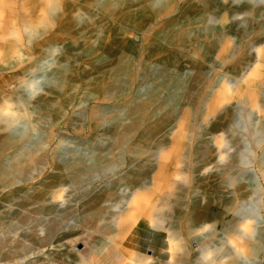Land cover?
Returning a JSON list of instances; mask_svg holds the SVG:
<instances>
[{"label":"rangeland","instance_id":"obj_1","mask_svg":"<svg viewBox=\"0 0 264 264\" xmlns=\"http://www.w3.org/2000/svg\"><path fill=\"white\" fill-rule=\"evenodd\" d=\"M246 4L263 7L264 0H212L210 4L204 0H0V105L10 107L0 106V111L3 109L6 118L12 120L4 123L0 115V210L9 205L12 212L6 213L8 219L7 215L3 217L7 223L0 233V241L5 237L0 264H13L17 253L23 259L44 264L45 256L40 251L48 245L41 237L48 235L54 216L69 223H61L56 229L68 235L62 250L70 254L81 250L90 256L95 247L102 250L108 245L100 236L102 232L86 228L84 221L92 216L84 212L83 202L101 180L89 182L87 189L81 190L58 186L50 180L57 170L49 154L60 141L63 155L79 158L82 165L89 163L99 148L93 142L88 112L102 102L106 104L105 116L118 113L114 125L121 128L110 131L113 123L109 122L97 140L104 141L106 150L117 148L115 142L122 128L131 126L140 113L152 116L164 107V89L160 88L163 76L149 77L143 83L142 75L184 51L170 66L173 74L182 72L187 78L188 96L181 101L183 113L174 110L173 118L166 123L149 118L148 122H156L158 127L149 136L141 130L128 131L127 144L151 152L162 146L170 185L178 186L176 191H181L189 208L199 212L192 222H180L183 242L186 240L182 236L188 232L205 233L210 224L219 223L241 205L250 216L243 227L252 228V239L249 252L240 254L233 264H264V91L259 93L255 106L241 104L236 103L239 94L229 90L225 78L210 88L192 77L212 58V52L253 37L255 21L242 11ZM210 16L216 19V26L223 28L214 41L197 35ZM259 19L255 17L256 22ZM224 68L221 65L217 71ZM118 79L125 86L111 93ZM238 84L242 93L250 90L246 82ZM152 89L158 99L149 98ZM207 92L209 98L219 95V104L232 110V116L223 124L216 123L213 113L206 115L207 102L196 98L198 93L205 96ZM129 96L132 106H140L137 112L132 106L125 107ZM176 137L182 138L180 146L173 144ZM218 143L224 144L220 154ZM169 153L175 155L169 157ZM45 154L48 158L43 164L34 163ZM29 164L32 168L26 173ZM34 190L50 201L59 200L61 207L55 212L24 197V192ZM102 206L104 210L106 206ZM21 211L30 217L22 216ZM57 233L50 232V242L58 243ZM234 239L240 243L243 238L235 235ZM162 241L158 231L147 239L156 249L165 247ZM187 245L189 254L184 264L192 262L198 248V243Z\"/></svg>","mask_w":264,"mask_h":264},{"label":"bare ground","instance_id":"obj_2","mask_svg":"<svg viewBox=\"0 0 264 264\" xmlns=\"http://www.w3.org/2000/svg\"><path fill=\"white\" fill-rule=\"evenodd\" d=\"M204 1L209 4L212 3V0ZM242 11L246 13V16L251 21H255L252 27L253 37L251 39H246V41L241 42L237 46H230L229 48H227V46L226 48L222 46L216 53L212 52V58L209 60L207 59V63L205 62L200 65L197 70L195 69L196 71L195 73L193 72L194 75L192 77L195 82L201 80L209 85L210 88L225 78V82L229 84V90L239 94L236 103L255 106L258 102L259 93L264 91V55L262 56L261 54V52H264V6L257 7L252 4H246ZM255 17H259L260 19L256 22ZM214 21H216V19L210 16L206 24L197 31V35L205 36L209 40L214 41V37H216L218 31L223 30V28L216 26ZM185 53L186 51L176 53L165 63L157 65L142 75L143 83L146 82L149 77L163 76L160 82L161 87H159L161 90L162 88L164 89V107L162 110L158 111V113H152V116L140 113L139 118L135 119L132 125L130 124L131 126L122 128L121 131L123 132L121 136H118L119 138H117L115 142L118 144L117 148H108L106 150L105 144L103 143L104 141L97 140L98 133L102 128H105L109 122L113 123L112 128L109 129L110 131L115 132L118 131L117 129L121 128L119 124L114 125V122L118 119V113L116 111L112 112L108 117L105 116L103 107L106 104L103 102L95 105L88 112L91 127L93 128V142L96 143L99 148V152L91 158L89 163L82 165L79 158L70 154L63 155L60 152V141L56 142V145L52 147L49 158L53 167L57 170L51 177L49 176L52 183L58 186L67 185L72 190L79 187V190H81L87 189L89 182H94L97 179L101 180L100 184L98 183L99 185L97 184V186H94L88 192L87 198L83 202L84 212L87 211L88 214H90L89 218H91V216V219L97 218L95 220L84 219L86 222L84 223L86 224V228L102 232L100 236L108 245L102 250H98V248L95 247L90 256H85L81 250H79L78 253L71 252V254L66 249L62 250L64 245L62 244L63 239L68 235L63 236L61 235L62 233L56 229L59 228L61 223L65 224V226H68L69 223L62 222L61 219L54 216V219L52 218V227L48 235L41 237L43 244L48 245L46 249L40 251L45 256L44 264H184L189 254L187 242H191V244L198 243V248L192 255V262L190 264H233L236 257L240 254L249 252L248 247L252 239V228L245 230L243 222L250 216L246 215V212H243L241 205L237 206L230 216H225L218 221L219 223L214 222L210 224L205 233L198 234L193 233V231L188 232L182 236L184 240H186L183 242L178 230L180 222H182L183 219L192 222L199 216V212L189 208L181 191H176L178 186L173 185L172 187L170 185V178H168L164 163L167 155H161L162 146L152 148L154 150L151 152L140 150L139 148H134V146L132 147L127 144L130 139L128 131L134 130V132H137V130H141L146 132L149 136L158 127L156 126L155 128L156 122H148L149 118L156 117L158 122L166 123L173 118L174 110L175 112L177 111V114L183 113L182 109L184 105L181 101L188 96V92L186 91L187 78H184L181 74L182 72L173 74L170 70V66L176 57L182 56ZM221 65H224L225 68L222 69V72H218V67ZM208 73H211L213 76L207 77ZM228 73H232L233 76H228ZM189 79H191V77ZM242 82H246V85L250 88L245 94L242 93L240 84H238ZM124 83L123 80L118 79L113 84L110 92L112 93L113 90H121ZM253 87L255 94L252 89ZM209 96L208 92L205 96L198 93L196 98H198L200 102H207L206 115L213 113L216 123H219V125L223 124L226 118L232 116V110H229L223 104H219V95H215L212 98H209ZM4 97L3 99H5ZM149 98L151 100L155 98L158 99L155 90L152 89ZM132 101L130 97L126 101L125 107L131 108ZM0 106L3 109H10V107H7V105L3 103H1ZM139 108L140 106L138 105L132 106L134 112H137ZM3 109L0 115H3L4 118H2V121L4 120L5 123L7 120L10 121L11 118H6ZM77 114L81 116L82 111L77 112ZM182 116H184V114ZM136 134L134 136L135 139L137 138ZM181 139L180 137H176L173 144L180 146ZM223 145L224 144L218 143L219 154ZM172 151L174 150L172 149ZM170 155L174 156L175 154L169 153V157ZM47 158L46 154L41 155L35 159L34 163L43 164ZM31 168V164L27 165L26 173L29 172ZM226 179L230 181V177ZM14 197L15 195L10 196V198ZM24 197L33 200L38 206L45 207L55 212H57L62 205V202L59 200L50 201L37 190L24 192ZM36 205H34V207ZM102 205L106 206L104 210H102ZM8 206L0 210V233H2L7 223L3 220V217L7 215L6 213H12ZM38 206L37 208H39ZM22 211V216H26V212L22 213ZM28 215L27 217L29 218L30 216ZM53 222L55 224H53ZM130 225L132 226L131 228L129 227ZM171 225L174 227L172 230H170ZM128 228L130 229L127 230ZM157 231L159 237H163L165 243L163 249H156V247H152L151 244L147 243V239ZM50 232H58L55 236V240H57L58 243L55 244L49 241ZM122 234L128 235L125 237L123 235L122 237ZM235 235H240L243 238L240 243L234 239ZM4 238L5 237L0 241V248L3 245V241L5 242ZM20 244H17V248ZM140 247L151 250V254L143 253L139 249ZM96 255H99V257H94ZM17 257L18 258L12 262L13 264H36L35 260L30 261L28 259H23L22 255L19 256L18 253Z\"/></svg>","mask_w":264,"mask_h":264}]
</instances>
